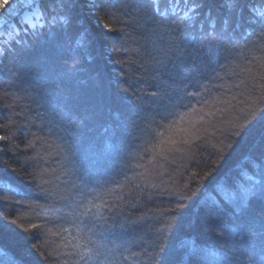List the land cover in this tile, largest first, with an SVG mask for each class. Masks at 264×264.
I'll return each mask as SVG.
<instances>
[{
    "label": "trees",
    "instance_id": "16d2710c",
    "mask_svg": "<svg viewBox=\"0 0 264 264\" xmlns=\"http://www.w3.org/2000/svg\"><path fill=\"white\" fill-rule=\"evenodd\" d=\"M74 15L76 19L63 37H42L38 42L16 28L18 17H9L20 32L19 39L34 44L23 51L20 45L5 43L10 39L8 23L0 31V49L5 50L0 56V135L9 136L0 141V149L5 150L0 152V161L11 165L0 164V264H62L66 250L61 246L62 237L54 233L68 225L57 221L63 213L49 214L46 210L51 202L60 207L63 201L59 197L72 185L84 191L88 199L91 196L86 188L95 186L109 203L119 205L116 211L123 210L120 214L129 225L136 223L125 237L130 251L124 254L146 249L140 264H147L145 256L156 250L153 244L164 245L163 264H184L179 241L193 235L211 251H234L235 256L244 253L243 264H248L243 248H226L225 240L216 232L201 227L207 210L199 186L211 187L209 181L225 177L231 182L238 168L253 174L259 171L254 166L264 167V120L250 119L240 136L231 135L237 124L249 119L253 98L262 95L258 90L264 84V67H258L264 62L260 29L246 27L217 56L193 57L187 59V66L170 63L153 78L155 37L139 30L126 41L120 34L105 35L98 23L109 22L103 9L82 8ZM81 32L88 34L84 48L76 43ZM68 56L79 61L71 82L59 76ZM118 60L134 63L122 65L116 63ZM127 85H131L130 93L124 94L120 89ZM152 92L167 93L173 103L179 100L198 109L196 98L187 97V93L201 92L205 100L211 102L215 97L219 101L204 107V112L214 113L207 118L211 124L204 126L215 134L203 142L202 154L197 155L199 165L181 159L180 153L175 154L173 163L172 155L163 159L143 151L145 140L137 128L144 126L145 117L155 115L158 98H153ZM117 109L123 112L119 124L114 123L113 116ZM36 137H40L38 142ZM29 142H35V147H26ZM37 153L42 157L39 162ZM204 172L210 176L204 177ZM110 189L112 192L105 196ZM118 195L127 203L116 200ZM179 195L191 197L183 208H177ZM16 201L25 207H18ZM259 206V200L253 202L257 212ZM141 217L142 221L138 219ZM216 219L214 215L212 220ZM166 221L172 228L164 234L157 232ZM29 224L39 225L35 230L39 235L32 239L20 229ZM199 264L219 261L209 255Z\"/></svg>",
    "mask_w": 264,
    "mask_h": 264
},
{
    "label": "snow or ice",
    "instance_id": "6c2138e0",
    "mask_svg": "<svg viewBox=\"0 0 264 264\" xmlns=\"http://www.w3.org/2000/svg\"><path fill=\"white\" fill-rule=\"evenodd\" d=\"M12 3L13 0H5L4 5L0 7H7ZM16 3L24 9V15L20 17L16 28L21 29L25 35H31L37 42L42 37H63L67 27L76 19L74 13L78 14V10L82 8L103 9V14L109 22L98 20V23L105 35L120 34L126 41L137 30L151 34L155 37L153 51L157 53L151 60L155 74L153 78L159 75L160 69H166L170 63L174 67L187 66V59L201 55L205 59L209 55L217 56L218 52L226 50L225 45L231 44L236 34L246 27H258L260 36L264 37V0H16ZM7 35L10 39L5 43L9 46L20 45L22 51L34 46L32 42L19 39L20 32L11 26ZM87 36V32H81L77 45L86 47ZM4 54L5 50L0 49V56ZM68 60H71L70 65ZM78 63L74 56H68L63 62L64 69L59 76L71 82ZM116 63L131 65L134 62L118 60ZM258 67H264V62ZM261 79H264V76ZM130 89L131 85H127L120 91L129 94ZM258 90L262 95L253 98L248 113L249 119H246L244 124H237L231 132L232 136H240L250 119L264 120V84H260ZM150 95L158 98V103L155 115L145 117L144 126L137 128L145 140L143 151L163 159L172 155L173 163L175 154L180 153L181 159L199 165L197 155L202 154L203 142L215 134L210 127L204 126L211 124L207 118L214 115L211 111L204 112V107H211L212 103L219 101L215 97L211 102L205 100L201 92L187 93V97L196 98L197 104H200L198 109L195 105L189 107L187 103L181 104L179 100L173 103V97L167 93L152 92ZM122 99L123 97L118 98ZM179 108H185L187 111H178ZM122 115V110L117 109L113 113L114 123L119 124ZM8 139L9 136L0 135V141ZM39 140L40 137H36V141ZM26 147L34 148L35 142H29ZM210 147L215 149L216 145L212 144ZM3 151L5 150L0 149V152ZM35 159L39 162L42 157L37 153ZM0 164L11 168L6 161H0ZM254 167H259L258 173L249 174L247 169L238 168V174L231 182L225 177L219 181H209L211 187L204 184L199 186V194L205 196L202 204L207 210L201 227L216 232L218 238L225 240L224 247L233 250L238 246L243 248L247 253L248 264H264V167ZM2 171L3 167H0V172ZM193 175L199 176V173ZM208 176L210 172H204V177ZM117 187L122 188L121 185ZM75 189L76 185H72L65 195L59 197V201H63L60 207H57L56 202H51L46 210L49 214L63 213L57 216V221L61 225H68L59 227L54 233L62 237L61 246L66 250L62 264H140L141 254L146 252V249L129 255L124 254L130 251L125 246L128 244L125 237L130 228L137 226L136 223L129 225L128 219L120 214L123 210L116 211L119 205L115 202L109 203L95 186L86 188L91 199L86 198L84 191L77 192ZM110 192L111 189L104 195ZM167 194L176 195L172 192ZM192 195L196 196L197 193ZM48 196H52V193H48ZM151 198L148 197L149 200ZM176 198L177 208H183L191 197L179 195ZM45 199L47 200V197ZM116 200L127 203L122 195L116 196ZM256 200L260 203L258 212L253 208V202ZM15 204L25 207L19 201ZM214 215L217 217L215 222L212 220ZM138 219L142 221L143 217ZM109 220L112 221L111 224ZM11 223L15 224L16 221ZM38 228L37 224H29L27 228L20 226L22 232L27 233L28 239L39 235L35 231ZM171 228L172 223L166 221L156 231L164 234ZM217 229L219 231H216ZM179 246L184 250V264H188L189 260L192 264H199L209 255L217 259L219 264H243L244 253L235 256L234 251L232 254L226 251H211L198 243L195 235L181 239ZM153 247L156 250L145 256L147 264H163V257L166 255L164 245L157 247L153 244ZM168 264L173 262L169 261Z\"/></svg>",
    "mask_w": 264,
    "mask_h": 264
},
{
    "label": "rangeland",
    "instance_id": "374dc122",
    "mask_svg": "<svg viewBox=\"0 0 264 264\" xmlns=\"http://www.w3.org/2000/svg\"><path fill=\"white\" fill-rule=\"evenodd\" d=\"M4 2L5 0H0V6H3ZM23 15H24V9L18 7L16 0H13V3L7 7H0V31L4 23H8L9 27L11 26V28L14 29L15 27H13L12 21L9 19V17H13V16L18 17L20 20V17ZM75 190L80 191L79 188L77 187Z\"/></svg>",
    "mask_w": 264,
    "mask_h": 264
}]
</instances>
